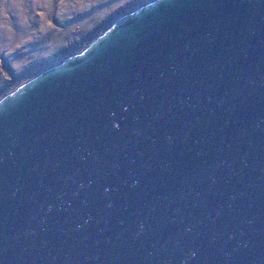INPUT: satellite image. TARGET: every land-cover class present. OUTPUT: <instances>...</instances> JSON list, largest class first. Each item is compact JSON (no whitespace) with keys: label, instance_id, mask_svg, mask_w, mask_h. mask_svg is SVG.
<instances>
[{"label":"water","instance_id":"1","mask_svg":"<svg viewBox=\"0 0 264 264\" xmlns=\"http://www.w3.org/2000/svg\"><path fill=\"white\" fill-rule=\"evenodd\" d=\"M0 264H264V0H149L2 95Z\"/></svg>","mask_w":264,"mask_h":264},{"label":"rangeland","instance_id":"2","mask_svg":"<svg viewBox=\"0 0 264 264\" xmlns=\"http://www.w3.org/2000/svg\"><path fill=\"white\" fill-rule=\"evenodd\" d=\"M125 1L0 0V97L61 61L60 46L78 40L80 30L90 29Z\"/></svg>","mask_w":264,"mask_h":264},{"label":"trees","instance_id":"3","mask_svg":"<svg viewBox=\"0 0 264 264\" xmlns=\"http://www.w3.org/2000/svg\"><path fill=\"white\" fill-rule=\"evenodd\" d=\"M145 0H127L121 5L115 7L108 13L101 21H98L93 27L86 30H80L79 39H74L73 41L66 43L63 46H60L57 49L59 55H68L75 52L76 50L81 49L84 45L88 44L92 37L99 33L100 30L104 29L108 24H110L117 16L124 13L129 7L136 6Z\"/></svg>","mask_w":264,"mask_h":264}]
</instances>
